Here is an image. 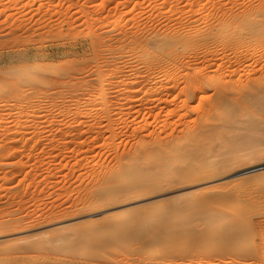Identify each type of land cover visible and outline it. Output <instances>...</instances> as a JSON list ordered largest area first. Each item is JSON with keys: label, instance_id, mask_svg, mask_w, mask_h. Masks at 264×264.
<instances>
[{"label": "rangeland", "instance_id": "1", "mask_svg": "<svg viewBox=\"0 0 264 264\" xmlns=\"http://www.w3.org/2000/svg\"><path fill=\"white\" fill-rule=\"evenodd\" d=\"M216 2L226 9L234 7L236 14L254 5L264 11V0H0V264H264V180L255 175L259 172L247 173L263 167L264 162L249 160L237 168L205 174L207 168L221 167L225 155L242 159L236 157H241L237 139L244 136L242 127L251 110L258 119L264 118V110L252 107L250 113L242 109L235 115L227 113L232 103L219 105V111L227 110V119H239L219 120L216 112L206 163H174L175 172L186 169L170 175L158 160L163 155L151 149L168 146L173 152L179 145L176 152L186 145L183 131L201 124V107L215 95L214 89L204 83L206 93L196 89L197 98L192 95L187 109L181 107L184 97L172 96L173 112L163 105H151L153 111L143 108L145 112L139 113L136 107L130 112L129 106H123L131 104L122 94L129 79L136 78L137 72L152 71L138 60L136 53L141 56L142 52L135 51V40L146 42L153 35L170 32L177 35L184 28L193 34L205 33L206 22L212 19L204 22L203 18L216 11ZM193 15L196 20L189 18ZM123 16L127 19L121 23ZM94 45L101 51L98 61L92 57ZM217 50L213 49L216 63L206 65L216 81L234 71V80L253 75L263 78L261 50L256 57L239 62L234 50ZM191 64L179 77L195 75L205 66ZM97 71L103 72L109 85L107 97L113 108L122 104L118 109L126 112L121 118L116 115L119 119L114 117V136L99 106L100 89L82 90L85 83L97 85ZM155 75L161 83L154 89V84L141 88L136 100L145 103L154 98L152 91L169 86L170 75ZM56 77L67 83L74 77L78 91L65 89L56 94L59 88L52 84ZM181 77L182 88L185 77ZM45 82L53 86L48 92ZM261 96L264 102V93ZM214 134L220 137L212 138ZM139 152H147L146 159L133 157ZM134 161L136 171L129 169ZM126 170L125 175L133 172L141 180L156 170L163 177L147 179L150 183L145 190L138 188L131 194L130 178L121 177ZM232 176L242 182L232 183ZM203 187L211 190L196 195ZM116 194L123 197L115 198ZM92 203L98 206L91 208ZM224 216L229 217L218 224V230L206 239L200 234L215 218ZM235 219L236 229L242 232L230 243L219 228ZM173 236L171 247L166 248L165 240Z\"/></svg>", "mask_w": 264, "mask_h": 264}, {"label": "bare ground", "instance_id": "2", "mask_svg": "<svg viewBox=\"0 0 264 264\" xmlns=\"http://www.w3.org/2000/svg\"><path fill=\"white\" fill-rule=\"evenodd\" d=\"M216 5H218V6H216ZM216 5H215L217 7L215 9L216 11L213 14H211V15L209 14V16H205L203 18V21L205 20L204 22H206V20L208 18L210 19V21L212 19V22L211 23H208V20H207L206 25H205L207 27V31L205 33L198 32L197 34H193V33L189 32L187 29L184 28V30L181 31V33H179L177 35H175L173 32L172 33L170 32L168 34L166 33L165 35L162 34L160 36H154L153 35L151 37V39L146 40V42H141L142 40L137 42L134 39L135 40V45H134L135 46V51L138 50V52H142L141 56L138 53H136L138 60L142 64H145V66L149 70H152V71L149 72V73H147L146 75H144L143 72H142V74L141 73L139 74L137 72V74L135 76L136 78H134L133 80H131L132 78L129 79L130 82L128 84H125L126 85V89H124L125 91L122 94H123L124 98L127 99V101L129 103H131V104H127L126 103V105H123V106L124 107L125 106H129L127 108L130 110V112H131V110L133 111L135 109L134 107H136L137 110L139 109L137 111V113L141 112V110L143 108L144 109L145 108L146 109H149L150 108V110H151L152 109L151 105H154V107H162V105H163V108L166 107V109L167 108H170L171 106L173 107V105H174L173 103H172L173 105H169V104H171L170 103V100L172 99L171 97L174 96V95H176L177 97H179V96L184 97L183 100L181 101V103H182V106L181 107L183 109L184 108L187 109V108H189L188 107L189 101L192 100L191 99L192 95L195 96V99L197 98V95L198 94L195 93L196 92L195 91L196 89H197V91L203 92V94L206 93V90L207 89L205 88L204 83H206L208 85V87L214 89V92H215V95L213 97H210V100L208 101L207 104H205L204 106H202L203 103L201 104V106H202L201 107V109H202L201 111H203L202 112V115H201L202 116V122H201V124L197 128H194V129H190V127H188L185 130L183 129L184 131L181 130V131L185 132V134H186V135H184V137L185 136L187 137V141H188L187 144L185 143L186 145L180 147V149H178L176 152H175V150H176L175 148H177L179 145L177 147L175 145V148L173 147L174 151L172 152L170 149L167 150V147H168L166 145L167 143L165 144L167 147L164 146L166 149H162V147H159V146H157V148L153 147V148H155L154 149L155 151H153V149H151L152 152H155L156 153V151H158L157 153L160 152L163 155V156L159 157L158 160L161 162V164H163L165 166V168H166L165 171L169 172L170 175L173 174V173H177V172H175V168L173 169V167H172V164H174V163H190L192 161H196V162H198V163L201 164V163L205 162V159H207V155L210 156L209 153L211 152V148H212L211 146L213 145V143H212L213 140H211V133L210 132L214 129L213 128L214 126L212 125V120H214V117L216 116V115L214 116V114L216 112H218V116L217 117L219 118V120H226L227 119L226 118L227 116H225L227 110H224L225 109V107H224L223 110H220L219 111L218 109L221 108L219 105H221V104H223L225 102H230V103H228L226 105H229V104L232 103V105H231L232 107L231 106H229V107L226 106L227 109L229 108L228 111H227V113L228 112H233V114H235V115L237 114L236 112H238L239 110H242V109H246L249 112V109L252 108V107L258 108L257 109L258 111L259 110H264V107H262V106H264V104H263L264 102H262L263 101V98L261 96L262 93H264V76H263V78H260V76L259 77L258 76L253 77L254 76L253 75V76L247 78V80L238 79V78H237L238 80H234L233 79V76H234V73H235V71H234L230 75H227L226 74V77H222V78L218 79V81H216L217 79L215 78V76L209 75V73L206 70V68H207L206 65H209V64L211 65V64L216 63V62H214V59H215L214 57H217L216 56L217 54L214 56L213 49H215V51H216V49H218V50L221 49V50H223V53L224 52H227V50H234V52H235L234 55H235V57H237V59L236 58H234V59H235V61H238V62L240 60L241 61L242 60H247L248 61V60L256 57L257 56V53L259 52L258 50H261L262 53H264V11H262L263 9L259 10L260 8L258 9V7L254 8L255 7V5H254V7L252 9H246V10L242 11L241 13H237L236 14V13H234V11H232L234 7L231 10V9L223 8L222 7L223 4L217 3ZM219 5H221V6H219ZM226 5H229V4H225L224 6H226ZM195 16L193 15L192 17L190 16L189 18L195 19L196 18ZM126 19H127V17L126 16H123L119 21L122 23V22H125ZM187 21H189V20H187ZM193 21L194 20H192V22ZM113 23H114V21H113ZM117 23H119V22H117ZM184 27H186V26H184ZM89 30H90V28H89ZM88 33L91 34L90 36L94 35V32L91 33L89 31ZM124 34H126V35L128 34L129 35V33H127V32H124ZM101 44H103V43H101ZM93 47H94L93 48L94 50H92V51L94 52V56H92V57L94 58V60L98 61L97 58L101 54L100 48H99L98 45L97 46L94 45ZM221 50H219V51H221ZM219 54H221V53H219ZM225 57L228 58L227 56H225ZM91 59H90V61L93 62V60H91ZM222 59H224V57ZM263 61H264V59H263ZM136 62H137V60H136ZM191 63L194 64L193 66L201 63V65H205L206 67L204 66L203 68H201L198 65V67H200L201 70L199 69V72L196 71L197 74L194 73L195 75H192L190 77H189L188 74H184V76L182 75V77H185V79H184V86L181 88L180 87V83H179V80H180L179 78L181 77V76L179 77V75L181 74L180 72L185 71L186 67L190 66ZM98 67H96V68L98 69ZM229 67H232V66L229 65ZM40 68H42V71H44V72H45V70H47V69H44V66H41ZM101 68H100V70H102ZM109 70H113V69H109ZM221 70H223V69H221ZM69 72L70 71H68V74H69ZM72 72H73V70H72ZM132 72H134V71H132ZM157 73H162V74H165V75L167 74L168 76L170 75V79L166 81V82H168L169 86L164 87V88H161V89H157L156 91H152L150 93V95L153 96L154 98L151 99V100H148L145 103H143V100L141 101V99H139V98L136 100L135 98L138 97L137 96V91H139L141 88L146 87V86H148L150 84H154L155 85L153 87V89H154L156 86H158L161 83L160 81H157V79H156V75L155 74H157ZM255 73H257V70H256ZM232 74H233V76H232ZM252 74H254V72ZM60 75L63 76L62 74H60ZM60 75H56V76H60ZM96 75H98L97 81H96V84L97 85L92 84V82H88V83H85V84L82 85V90H83V88L84 89L86 88V90H89V93H90V91L93 92V91H96V89H100V95L102 96V98H101V102L99 101V103H100L99 106L101 108V111H104L105 115H107L108 119H106V120H107V123L109 122L107 126H109L108 128H110L111 129V132H112L113 129H114V127L112 128V125L114 124V121L117 118L116 115L120 114L119 117L121 118V116H122V114H123L124 111H122L121 109H118L119 107L122 106V104L118 108L117 107L116 108H113L114 105L111 104V101L107 97V91H108L109 85H108V83H105L106 81L104 82L103 72L102 71H97ZM72 76H74V75H72ZM43 77H44V75H43ZM182 77H181V79H182ZM59 78L56 77L55 79H52L53 80L52 81L53 82L52 83L53 86H55V87L57 86V88H59V91L56 94H62L65 91V89L66 90L69 89L68 91L71 92V93H74L73 91H76L77 89H79V88H77L76 82L74 83V79H73L74 77L72 78L73 81H69V83H67V82H65L63 80H60L61 78L60 79ZM67 78H68V76H67ZM45 83H46V87H45L44 90H46V92H48V91L51 90V88L53 86L51 85L52 87L51 86L48 87L47 82H45ZM49 84H50V82H49ZM44 85L45 84L43 83L42 86H44ZM79 85H80V83H79ZM96 95H95V97H96ZM74 98H75V96H73V99ZM200 98L202 99L204 97L201 96ZM190 102H192V101H190ZM91 103H94V102L91 101ZM218 106H219V108H217ZM174 107H175V105H174ZM127 108H125V109H127ZM79 109L80 108H78L77 110L79 111ZM122 109H124V108L122 107ZM144 109H143V111L145 112L146 109L145 110ZM170 109L169 110L167 109V110L168 111H171V112L176 111V109L175 110H173L172 108H170ZM183 109H181V110H183ZM117 110H119V111H117ZM129 110H128V112H129ZM154 110H155V108H154ZM152 111H153V109H152ZM177 111H179V110H177ZM112 112H113V114H112ZM128 112H127V114H128ZM248 112H246V113H248ZM124 113H126V112H124ZM252 113H253V111L251 110V114ZM233 114H231V115H233ZM251 114H250L249 121L246 122L247 124L244 123L245 125L243 127L247 126V127L244 128L245 131H244L243 127H242L243 132H245L244 133V136H241L240 137V140L237 139V141L240 142V143L237 142L239 144V145L237 144L239 146V148H237L235 146L237 148V150L239 149V151L241 152L240 153L241 157L237 156L232 151L236 155V157H238V159L239 158H242V159H239V161H235L232 158H229V156L225 155V156H223V158H225V157H227V158H225L223 160V163L221 161V163H222L221 164V167H217L215 169L214 168H211V167L210 168H207V169H205V172H206L205 174L213 175V174H215V171L218 170V169H220V168H228V169L237 168L236 166H238L239 163H241V164L242 163H247L249 160L250 161L251 160H255V161L262 160L264 162V126H263L264 125V121L263 122L260 121V120H262L264 118H262V119L259 118L258 119L257 118L258 115L256 113H253L254 114L253 116H251ZM169 115H170V113H169ZM115 116H116V118L114 119ZM229 116H230V114H229ZM246 116H248V115H246ZM233 117H229V118L232 119ZM229 118L227 119V121L229 120L228 122H231L230 121L231 119H229ZM234 118H237V117H234ZM244 118H246V117H244ZM117 119H119V118H117ZM237 119H239V118H237ZM123 120H121V121H123ZM125 120H126V118H125ZM123 122H125V121H123ZM234 122H236V121H234ZM238 122H239V120H238ZM240 123H243V121L242 122H239V124ZM233 126H235V125H233ZM227 127L229 128L230 126H227L226 125V128ZM211 128H213V129L211 130ZM215 128H217V127H215ZM75 130H76V128L73 129V131H75ZM114 135H115V132H114L113 136ZM239 135H240V133H239ZM216 136L217 135H215V136L212 135V138L213 137L216 138ZM184 137L182 135V138H184ZM217 137L219 138L220 136L218 135ZM221 137H223V134H222ZM241 138H243V139H241ZM172 140L173 139H171L169 142H171ZM210 141H212V142H210ZM169 142H168V145L173 144V143L175 144V141L172 142V143H169ZM161 145H164V144L161 143ZM227 146H228V144H227ZM170 147H172V146H170ZM228 149H229V147H228ZM228 149H227V151H228ZM214 151H215V149H214ZM222 151H224V150H222ZM143 152H144V150H143ZM152 152H150V154ZM170 152L172 154L174 152L175 153L173 155H171ZM224 153H226V151H224ZM146 154H147V152H146ZM146 154L145 153H140V154H136V155L134 154L133 157L135 159H138V158H141V157L144 158ZM228 154H229V151H228ZM234 154H232V155H234ZM138 156H141V157H138ZM145 159H146V157H145ZM137 162H139V161H137ZM135 163L136 162L134 161V163L132 164V166L129 168L130 170L131 169H133L134 171L137 170V167H136V164ZM157 163H159V162L157 161ZM188 166H190V164ZM201 168H202V166L200 168H198L197 170H199ZM129 169H128V171H129ZM185 169L186 168H184V170ZM182 170L180 171L181 173H182ZM128 171L126 170V172L122 173L121 177L122 178H124V177L130 178L129 190H130V193L131 194L132 193H135V192H138L139 191L138 188H141L142 190H145L147 188L148 184L150 183V181H147V179H151V181H153L155 179L157 180V178H160V176L163 175L162 172H160L159 170L151 171V172H149L150 173L149 174L150 176H148V178L146 180L145 179H142L141 180L139 178V176H136L133 172L132 173L129 172L127 175H125V173H127ZM178 172H179V170H178ZM251 172H259V174H255V175L256 176H259V178L261 177V179L264 180V166L261 167V168H257L255 170L253 169V170L247 171V173H251ZM181 173H177L176 175L181 174ZM216 174H219L220 176H222L225 173L224 172H222V173L219 172V173H216ZM232 177L235 178V179L231 178V179H233V180H231L232 183H234V184L235 183L236 184L239 183L240 184L242 182V178H239V177L237 178V176H232ZM191 179H193V178L192 177H189L188 180L191 181ZM208 180H210V178ZM172 181H174V180H172ZM146 182H148V183H146ZM206 189H207L206 187L200 188V189L196 190L195 193H196V195H205L204 193H205ZM207 190H211V188H209ZM108 191H107V194H108ZM122 197H123V195H121V194H116L115 195V198H118V199L119 198H122ZM95 204L96 203L90 204V207L92 208V207L98 206V204L97 205H95ZM198 207L199 208H202L200 206H198ZM94 216H96V215H94ZM219 217H223V215L222 216H219ZM219 217H217V218L214 217L216 223H215V221H213L211 223V225H209V227L212 228V229L207 228V231H208V229L210 230L209 233H207V235L205 234V232H207L206 230L200 232V234L202 236H204L205 239H206V237H208V235L210 234L211 231L214 232L215 230H218L217 229L218 224H221L222 223V220H225L226 221V218H228L229 216L228 217H225L224 216L225 219L219 218ZM124 221L126 223V220H124ZM186 221L187 220H185L183 222L185 226H186ZM235 222H236V219L233 220V221H230V222L227 221V223L221 225V228H219L221 230V234L223 235V237L226 238V240L229 241L230 243L231 242L233 243V241L235 240V236H240L241 235L240 233L242 232L239 229H236L237 226H236ZM183 223H182V225H183ZM214 224H215V226L214 227H211ZM173 238H174V236L172 238H170L169 240H165L164 243L166 245L165 246L166 248L171 247V244L173 243ZM229 242H228V244H229Z\"/></svg>", "mask_w": 264, "mask_h": 264}]
</instances>
